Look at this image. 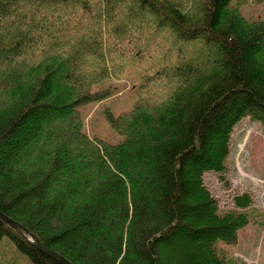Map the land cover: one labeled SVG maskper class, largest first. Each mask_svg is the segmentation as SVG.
<instances>
[{
	"label": "trees",
	"instance_id": "trees-1",
	"mask_svg": "<svg viewBox=\"0 0 264 264\" xmlns=\"http://www.w3.org/2000/svg\"><path fill=\"white\" fill-rule=\"evenodd\" d=\"M123 140L93 137L82 105L133 66ZM264 129V18L236 0H0V210L74 264H248L223 246L252 221L223 207L232 132ZM29 264H61L0 218Z\"/></svg>",
	"mask_w": 264,
	"mask_h": 264
},
{
	"label": "rangeland",
	"instance_id": "rangeland-1",
	"mask_svg": "<svg viewBox=\"0 0 264 264\" xmlns=\"http://www.w3.org/2000/svg\"><path fill=\"white\" fill-rule=\"evenodd\" d=\"M242 11L250 19L264 18V0H236ZM142 81L139 66L129 67L121 80H106L95 88L114 87L108 97L82 105L86 117V130L93 137L113 143L123 140V135L114 130L107 112L119 114L129 111L137 100V87ZM225 177L229 186L214 172H207L205 180L213 194L220 198L223 207L232 206L236 193L249 192L253 205L249 208L251 223L240 232L239 242L223 246L234 256L248 264H264V129L261 122L249 116L243 117L234 127L230 142V152L226 160ZM28 257L18 250L8 236L0 241V264H29Z\"/></svg>",
	"mask_w": 264,
	"mask_h": 264
},
{
	"label": "water",
	"instance_id": "water-1",
	"mask_svg": "<svg viewBox=\"0 0 264 264\" xmlns=\"http://www.w3.org/2000/svg\"><path fill=\"white\" fill-rule=\"evenodd\" d=\"M0 218L5 222H7L8 224H10L11 226L15 227L38 250L42 251L43 253L59 261L61 264H74L72 261H70L68 258H66L58 251L46 246L30 229H28L22 223L10 217L6 213L2 212L1 210H0Z\"/></svg>",
	"mask_w": 264,
	"mask_h": 264
}]
</instances>
